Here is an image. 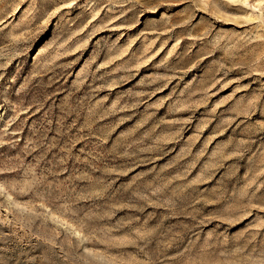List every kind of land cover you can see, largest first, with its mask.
I'll return each mask as SVG.
<instances>
[{
    "label": "rangeland",
    "instance_id": "1",
    "mask_svg": "<svg viewBox=\"0 0 264 264\" xmlns=\"http://www.w3.org/2000/svg\"><path fill=\"white\" fill-rule=\"evenodd\" d=\"M0 264H264V0H0Z\"/></svg>",
    "mask_w": 264,
    "mask_h": 264
}]
</instances>
